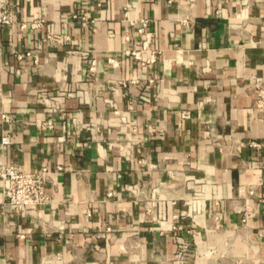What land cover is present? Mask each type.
Instances as JSON below:
<instances>
[{
	"label": "crops",
	"instance_id": "obj_1",
	"mask_svg": "<svg viewBox=\"0 0 264 264\" xmlns=\"http://www.w3.org/2000/svg\"><path fill=\"white\" fill-rule=\"evenodd\" d=\"M15 11L0 26V165L48 166L51 202L6 204L0 175V264H264V0ZM142 20L147 66L129 51Z\"/></svg>",
	"mask_w": 264,
	"mask_h": 264
},
{
	"label": "built area",
	"instance_id": "obj_2",
	"mask_svg": "<svg viewBox=\"0 0 264 264\" xmlns=\"http://www.w3.org/2000/svg\"><path fill=\"white\" fill-rule=\"evenodd\" d=\"M142 27L140 32L147 36V40L143 48H130V54L139 60L143 66L152 63L153 59H146L143 53L148 47L151 33L147 31L148 21L142 20ZM38 25L44 23V20L36 21ZM34 23V24H36ZM83 23H88L87 19L83 17ZM18 24L15 11V0H0V26L14 27ZM22 26H25L22 23ZM114 64L115 59H109ZM254 92L256 95L255 104L258 108L264 109V76L255 77ZM183 117H190L189 111L182 113ZM4 121H12L14 116L8 113H3ZM45 125L49 128H54L52 120L45 121ZM3 144H10L11 137L3 136ZM59 170L64 169L63 166L58 167ZM0 175L2 181L3 196L6 204L12 205L18 209L25 211L32 210L37 206H45L51 202V197L47 192V184L50 182L51 171L48 166L42 165L35 170H28L22 166L15 164H1ZM156 220H159L155 217ZM246 222V219H244ZM178 251L176 259L182 261L191 247V243L183 235H177Z\"/></svg>",
	"mask_w": 264,
	"mask_h": 264
}]
</instances>
